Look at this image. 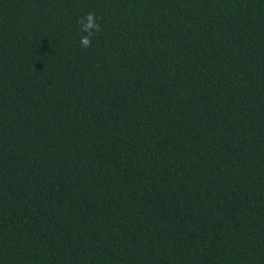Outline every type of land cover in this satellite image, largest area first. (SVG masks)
Instances as JSON below:
<instances>
[{
  "label": "trees",
  "instance_id": "16d2710c",
  "mask_svg": "<svg viewBox=\"0 0 264 264\" xmlns=\"http://www.w3.org/2000/svg\"><path fill=\"white\" fill-rule=\"evenodd\" d=\"M0 264H264V0H0Z\"/></svg>",
  "mask_w": 264,
  "mask_h": 264
},
{
  "label": "clouds",
  "instance_id": "9594fccd",
  "mask_svg": "<svg viewBox=\"0 0 264 264\" xmlns=\"http://www.w3.org/2000/svg\"><path fill=\"white\" fill-rule=\"evenodd\" d=\"M80 26V46L82 48H89L92 44L93 37L100 31V24L94 12H88L78 19Z\"/></svg>",
  "mask_w": 264,
  "mask_h": 264
}]
</instances>
